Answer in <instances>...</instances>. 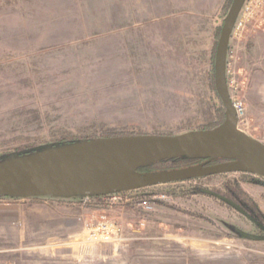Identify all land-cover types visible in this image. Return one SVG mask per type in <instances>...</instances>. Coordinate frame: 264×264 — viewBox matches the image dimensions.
Wrapping results in <instances>:
<instances>
[{
    "label": "rangeland",
    "instance_id": "374dc122",
    "mask_svg": "<svg viewBox=\"0 0 264 264\" xmlns=\"http://www.w3.org/2000/svg\"><path fill=\"white\" fill-rule=\"evenodd\" d=\"M233 2L0 0V161L66 139L218 126L212 78ZM227 79L240 130L264 144V6L231 40ZM230 182L264 214V178L250 174L102 200L0 198V264H264V234L206 194Z\"/></svg>",
    "mask_w": 264,
    "mask_h": 264
},
{
    "label": "water",
    "instance_id": "95a60500",
    "mask_svg": "<svg viewBox=\"0 0 264 264\" xmlns=\"http://www.w3.org/2000/svg\"><path fill=\"white\" fill-rule=\"evenodd\" d=\"M246 1L234 0L218 43L215 87L225 107V122L220 127L180 136L99 138L5 159L0 161V198L84 200L228 174L264 178V144L239 129L227 79L232 34ZM178 158L206 163L139 172ZM218 160L224 162L209 165Z\"/></svg>",
    "mask_w": 264,
    "mask_h": 264
},
{
    "label": "trees",
    "instance_id": "16d2710c",
    "mask_svg": "<svg viewBox=\"0 0 264 264\" xmlns=\"http://www.w3.org/2000/svg\"><path fill=\"white\" fill-rule=\"evenodd\" d=\"M214 71V69H213ZM212 85L215 90L214 81L212 78ZM217 99L221 102V106L223 108V114L221 115V123L218 125L219 127L223 124L225 120V107L223 102L221 101L220 97L216 94ZM218 126L212 128L211 130H215L218 128ZM130 136H143V134H108L104 138H114V137H130ZM95 140V138H86L82 140H64L62 143H60V146H66L75 144L79 141H92ZM204 160H187L184 158H178V159H172L167 160L155 165H152L146 169H141L139 172L141 173H158V172H165V171H171V170H178V169H184L188 167H193L200 165ZM224 162V160H218L213 161L210 164H218ZM198 181V180H196ZM125 194V193H123ZM207 196L210 198H213L217 202L223 204L224 206H227L230 209H233L237 211L238 213L244 215L247 217L248 220H250L253 224L258 226L262 232L264 233V214H262L261 210L259 209L258 204L255 200H253L250 196H248L242 188L239 186L238 183H227L224 185L223 191H208L206 192ZM108 197V196H106ZM105 197H93L94 200H102Z\"/></svg>",
    "mask_w": 264,
    "mask_h": 264
},
{
    "label": "built area",
    "instance_id": "2783aa9c",
    "mask_svg": "<svg viewBox=\"0 0 264 264\" xmlns=\"http://www.w3.org/2000/svg\"><path fill=\"white\" fill-rule=\"evenodd\" d=\"M264 6V0H247L236 23L234 26L233 34H232V39H236L241 37L244 32L246 31L249 23L253 20L255 13L257 10H259L261 7ZM230 52V51H229ZM228 87L230 90V85L228 83ZM231 94V93H230ZM232 98V97H231ZM237 118H238V127L241 129L242 127H245L247 125V119H246V110L245 106L242 101L237 100V99H232ZM121 194H115L111 196H117ZM90 198L84 199L85 201ZM117 234L122 233L119 229L116 228ZM108 241L112 240V238L109 236L107 237Z\"/></svg>",
    "mask_w": 264,
    "mask_h": 264
},
{
    "label": "flooded vegetation",
    "instance_id": "af4514ba",
    "mask_svg": "<svg viewBox=\"0 0 264 264\" xmlns=\"http://www.w3.org/2000/svg\"><path fill=\"white\" fill-rule=\"evenodd\" d=\"M203 163H206V161H203L201 164H203ZM209 165H215V164H209ZM257 228H259L258 226H257ZM259 230L262 232V230L259 228ZM263 233V232H262ZM264 234V233H263ZM262 239H264V237L262 238Z\"/></svg>",
    "mask_w": 264,
    "mask_h": 264
},
{
    "label": "crops",
    "instance_id": "0c3cea01",
    "mask_svg": "<svg viewBox=\"0 0 264 264\" xmlns=\"http://www.w3.org/2000/svg\"><path fill=\"white\" fill-rule=\"evenodd\" d=\"M259 142V141H258Z\"/></svg>",
    "mask_w": 264,
    "mask_h": 264
}]
</instances>
